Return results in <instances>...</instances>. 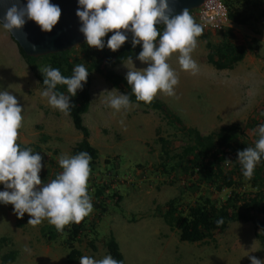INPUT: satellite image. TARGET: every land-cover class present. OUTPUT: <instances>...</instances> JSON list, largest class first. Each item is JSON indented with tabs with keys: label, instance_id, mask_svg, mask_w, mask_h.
<instances>
[{
	"label": "rangeland",
	"instance_id": "obj_1",
	"mask_svg": "<svg viewBox=\"0 0 264 264\" xmlns=\"http://www.w3.org/2000/svg\"><path fill=\"white\" fill-rule=\"evenodd\" d=\"M258 4L264 6V0H249L242 6L254 14L246 25L234 24L222 31H203L207 39L198 37L192 53L199 65L196 75L180 69L178 53L167 61L178 74L179 85L175 88V96L158 93L156 97L165 101L187 126L197 128L202 134L236 122L250 138L254 136L250 124L258 118V110L264 108V20L257 19L255 7ZM229 33H233L237 42L250 43L251 49L233 69L217 70L207 60V41L219 44ZM251 38L253 41L249 40ZM79 46L73 48V56L81 55ZM133 63L130 64L134 70L147 67L136 58ZM39 64L42 69L49 66L43 59ZM0 88L10 91L24 109L17 142H38L41 133H45L49 141L43 144V153L54 163L59 166L57 157L62 153L72 155L81 132L75 128L69 114L53 109L42 98L44 88L21 55L16 41L1 33V27ZM113 90V95L125 94L112 87L104 76L94 73L91 106L83 120L90 130L91 143L100 153L92 179L106 180L111 191L118 192L123 199L119 204L111 196L104 199V212L94 205L92 198L93 209L88 216L96 219L97 228L95 233L88 231V237H82L77 244L83 256L99 259L108 255L105 241L112 231L127 264H251L250 257L264 261V252L252 222L230 223L225 231L216 235L214 242L190 243L181 242L178 233L172 231L162 217L156 216L157 204H164L174 197L183 201H193L196 197L183 188L182 182L173 183V178L160 170L154 171V165L159 164L162 157L161 146L153 136L154 127L160 126L162 135L172 140L173 150H180L182 134L170 126L160 112L139 103H131L127 111L111 109L107 106V98ZM137 119L141 121L142 129L135 126ZM205 188L202 185L200 192ZM2 190L5 189L0 185ZM208 192L217 202L226 193L217 189ZM29 219L26 213L19 227L13 205L0 204V236L11 240L2 252L18 251L17 260L12 264H67V250L62 241L49 243L41 235L47 220L28 225ZM89 238L94 239L95 250L88 245ZM25 247L28 251H24ZM74 264H80V261Z\"/></svg>",
	"mask_w": 264,
	"mask_h": 264
},
{
	"label": "clouds",
	"instance_id": "obj_2",
	"mask_svg": "<svg viewBox=\"0 0 264 264\" xmlns=\"http://www.w3.org/2000/svg\"><path fill=\"white\" fill-rule=\"evenodd\" d=\"M175 2L77 0L79 32L85 37L88 47L99 50L107 47L116 52L128 41V34H131L133 48L142 47L136 59L147 64V67L133 70L125 65L128 69L125 78L131 95L138 102L151 104L158 93L175 96L179 77L167 62L173 54L178 53V64L182 71L192 75L199 72V65L192 53L203 27L187 8L174 14L172 5ZM0 7L3 8L0 27L12 33L22 30L29 20L34 21L42 32L50 33L62 14L60 6L51 0H0ZM158 24L162 30L157 27ZM110 32L112 35L105 42L104 38ZM24 35L27 36L26 33ZM32 48L36 50V45H32ZM129 62L134 64L132 57H129ZM40 71L44 77L42 98L53 109L70 114L75 107L70 99L87 83L88 69L83 64H77L70 77L51 66H45ZM58 85L66 86L67 94L58 92ZM114 91L109 92L107 106L116 112L127 111L131 105L130 95L120 92L113 95ZM23 111L13 94L0 88V185L5 189L0 191V204L13 205L14 213L21 219L27 213L30 217L28 225H37L46 219L58 232H62L66 225L81 222L93 209L87 188L91 156L87 152L71 156L62 153L57 157L62 171L48 183H42L40 172L45 167L43 157L31 148L21 149L17 143ZM254 132L258 136L255 145L238 151L236 160L241 166L242 175L249 179L264 157V124H260ZM222 223V220L217 221L218 226ZM24 251H28L27 247ZM250 259L251 264H264L255 257ZM79 260L80 264H123L122 260H116L110 254L99 259L84 255Z\"/></svg>",
	"mask_w": 264,
	"mask_h": 264
},
{
	"label": "trees",
	"instance_id": "obj_3",
	"mask_svg": "<svg viewBox=\"0 0 264 264\" xmlns=\"http://www.w3.org/2000/svg\"><path fill=\"white\" fill-rule=\"evenodd\" d=\"M230 11V20L233 24L246 25L254 14L246 11L244 4L249 0H223ZM257 19L264 20V6L257 5ZM158 28L162 26H157ZM112 35L106 36L105 42ZM128 41L116 52L107 47L99 50L88 47L86 43L81 44L80 56H73L74 49L60 53H53L39 57L29 56L18 45L21 55L31 68L35 78L44 88L43 75L40 71L39 61L43 59L52 68H58L61 74L70 77L73 68L77 64H83L89 71L87 83L82 90H78L77 95L70 99L74 105L70 116L77 130L81 132V139L72 149V155L80 152H87L91 156L90 176L88 179V194L94 197V205L101 211H106L104 199L111 196L115 203L123 199L118 192L111 191L110 184L104 179L93 178L97 169L99 150L90 141V130L84 124L83 116L89 111L91 106V86L93 74L104 76L112 87L130 95L131 103H139L147 109L161 113L164 120L182 134V146L180 150L172 149V140L162 135V129L157 126L155 129L156 140L161 146L162 157L159 164L154 165V171H161L163 174L173 178L172 182H182L183 188L196 194L193 201H183L179 198H171L164 204L156 205V216L162 217L164 222L172 231H176L181 242L205 243L216 241V235L226 230L232 222H252L254 233L259 239L262 251L264 252V157L256 166L253 176L245 178L241 172V166L236 161L237 152L247 147L255 145L258 136L254 130L264 124V108L258 110V118H254L250 124L254 136L251 139L245 129H242L236 122L222 126L218 131L202 134L197 128L187 126L182 118L176 114L168 104L155 97L151 104L138 102L134 95H131L130 86L125 76L117 73L113 68L124 63L129 57L135 59L142 50L141 46L135 48L131 44V34ZM201 39H207V34L202 32ZM253 41V40H252ZM249 46V47H248ZM208 62L217 70L233 69L238 63L243 61L251 49L250 43L236 41L233 33H229L225 39L215 44L207 41ZM57 91L67 94L66 86L58 85ZM49 141V136L41 133L39 141L34 143L17 142L21 149L31 148L34 152H39L43 157L42 164L45 167L40 172L42 183L46 184L54 179L62 169L43 153V144ZM47 171V174L45 173ZM43 172L45 174H43ZM91 177V178H90ZM206 188L200 192L201 186ZM1 187H4L1 185ZM209 189H217L220 193H226L215 201L209 195ZM93 192V195H92ZM109 194V195H108ZM17 225L22 226L21 218H18ZM222 220L219 226L217 221ZM97 228L96 219L85 216L79 223L66 225L62 232H58L52 225L45 224L41 228L42 237L49 243L62 241L65 246L66 263L74 264L80 261L83 256L82 250L78 247L82 237H88V231L95 233ZM94 239H88V245L96 249ZM11 240L7 236H0V264H12L17 260L18 251L10 249L2 252V249L9 245ZM105 246L108 255L116 260H122L127 264L120 245L110 231L106 237Z\"/></svg>",
	"mask_w": 264,
	"mask_h": 264
},
{
	"label": "water",
	"instance_id": "obj_4",
	"mask_svg": "<svg viewBox=\"0 0 264 264\" xmlns=\"http://www.w3.org/2000/svg\"><path fill=\"white\" fill-rule=\"evenodd\" d=\"M204 1L176 0L175 4L172 5L175 9L174 14H179L185 8L192 11L200 7ZM51 2L59 5L62 10L60 21L53 28L52 32H42L40 27L34 21L30 20L26 22L22 30H16L14 33L9 32L16 43L29 56L39 57L60 53L86 43L85 37L79 32L80 22L76 16L78 7L77 0H51ZM2 15L3 8L0 7V16ZM25 33L27 34L26 37L24 35ZM32 45H36V50H33Z\"/></svg>",
	"mask_w": 264,
	"mask_h": 264
},
{
	"label": "built area",
	"instance_id": "obj_5",
	"mask_svg": "<svg viewBox=\"0 0 264 264\" xmlns=\"http://www.w3.org/2000/svg\"><path fill=\"white\" fill-rule=\"evenodd\" d=\"M190 14L202 25L203 31H222L234 26L230 20L229 8L223 0H205L200 7L190 11ZM249 40L252 41L253 38Z\"/></svg>",
	"mask_w": 264,
	"mask_h": 264
},
{
	"label": "crops",
	"instance_id": "obj_6",
	"mask_svg": "<svg viewBox=\"0 0 264 264\" xmlns=\"http://www.w3.org/2000/svg\"><path fill=\"white\" fill-rule=\"evenodd\" d=\"M2 32H4V33H6V34H8L9 35V37H11V35H10V33H9V31H5L4 29H2V27H1V33ZM4 36V35H3ZM247 56V55H246ZM129 60V59H128ZM128 60H126L124 63H122V64H119V65H117V66H115L113 69L118 73V71H119V69L121 70V71H119V74H121V75H123V76H125L126 77V74H127V72H128V69H127V67H130L131 69H133L134 70V67H133V65L132 64H130V63H127L128 62ZM126 65V66H124L123 67V65ZM119 68V69H118ZM135 126H138L140 129H142V124H141V121H139L138 119H137V121L135 122ZM156 127L157 126H155L154 127V131H155V129H156ZM154 137L156 136V134L155 135H153ZM157 137V136H156Z\"/></svg>",
	"mask_w": 264,
	"mask_h": 264
}]
</instances>
